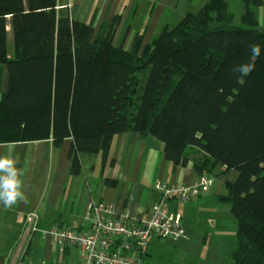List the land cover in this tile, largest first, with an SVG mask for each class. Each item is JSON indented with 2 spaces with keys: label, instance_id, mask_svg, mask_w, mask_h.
Masks as SVG:
<instances>
[{
  "label": "trees",
  "instance_id": "obj_1",
  "mask_svg": "<svg viewBox=\"0 0 264 264\" xmlns=\"http://www.w3.org/2000/svg\"><path fill=\"white\" fill-rule=\"evenodd\" d=\"M240 1V25L226 0H209L160 29L138 56L142 34L127 52L113 45L119 15L94 38L91 27L56 9L57 0H0V63L8 73L0 144L50 139L59 147L70 138L72 174L84 154L113 165L111 141L128 130L158 139L173 170L195 147L205 154L193 164L198 176L216 166L237 173L216 197L236 221L234 264H264V29L252 10L264 0ZM251 44L260 45L259 57ZM246 63L255 64L248 76L232 71Z\"/></svg>",
  "mask_w": 264,
  "mask_h": 264
},
{
  "label": "crops",
  "instance_id": "obj_2",
  "mask_svg": "<svg viewBox=\"0 0 264 264\" xmlns=\"http://www.w3.org/2000/svg\"><path fill=\"white\" fill-rule=\"evenodd\" d=\"M191 0H57L56 9L67 11L72 20L79 21L93 29L96 38L103 26L119 15V23L113 39L115 47L122 46L124 51L131 49L137 34H142L138 51L141 54L163 27H173L187 12L186 5ZM227 2V1H226ZM228 6V3H227ZM173 8H181L182 15L172 26L168 17ZM6 49L8 58L14 57V39L10 18L6 24ZM8 73L5 64L0 63V99L7 88ZM13 157L19 156L17 167L22 170V191L25 199L18 200L11 207L0 204V264H17L24 259L30 264H76L80 261L78 249L60 253L53 242L42 239L38 233L26 229L25 219L30 212L38 213V226L42 229L56 227H77L84 221L87 204L90 200H103L113 203L120 211L140 214L155 202L159 193L156 183L172 185H191L198 174L193 164L205 159V154L195 147H187V164L172 169V163L164 158L163 144L153 136L140 138L128 130L115 135L111 141L110 158L113 165L100 164L98 154L80 155V171L72 174L68 151L72 144L65 139L55 147L50 139L41 141L14 142ZM9 143L0 144V155L9 154ZM91 157H96L91 160ZM99 160V161H98ZM211 182L206 193L190 200L192 207L202 203L217 214V205L229 206L218 202L217 196L225 195L226 182L237 178L234 171L224 172L216 166L210 175ZM109 180L110 183H106ZM168 199L164 205L179 213L186 233L189 231V212L178 209L177 202ZM219 206V207H221ZM230 213V206H229ZM231 214V213H230ZM157 238V237H156ZM152 239V238H151ZM188 235L183 244L187 246ZM159 242L158 239H154ZM150 243V242H149ZM148 245L145 263L149 264L152 247ZM149 259V260H148ZM148 261V262H147Z\"/></svg>",
  "mask_w": 264,
  "mask_h": 264
},
{
  "label": "built area",
  "instance_id": "obj_3",
  "mask_svg": "<svg viewBox=\"0 0 264 264\" xmlns=\"http://www.w3.org/2000/svg\"><path fill=\"white\" fill-rule=\"evenodd\" d=\"M210 182L206 174L198 176L191 185L158 182V199L146 211L135 215L118 210L113 203L90 200L84 221L77 227L42 229L37 223L38 213L33 211L26 216V229L53 242L60 253L78 249L80 261L76 264H146L145 251L151 238L177 241L187 236L180 214L164 202L197 199L208 191ZM17 264L30 263L20 259Z\"/></svg>",
  "mask_w": 264,
  "mask_h": 264
},
{
  "label": "rangeland",
  "instance_id": "obj_4",
  "mask_svg": "<svg viewBox=\"0 0 264 264\" xmlns=\"http://www.w3.org/2000/svg\"><path fill=\"white\" fill-rule=\"evenodd\" d=\"M208 1L191 0L185 9H188L187 12L196 13ZM226 1L229 12L234 16V24L240 25L241 1ZM252 10L258 20V28L264 29V8L255 7ZM179 11H182L181 8H173L172 13L168 16L171 17L169 19L170 26L176 23L177 17H181L182 14ZM94 158L96 157H91V160ZM175 202H177L179 210L190 214L187 246L183 244L185 238L172 241L153 237L149 243L154 249L152 256L149 257L151 259L149 264H234L231 253L237 245L236 221L229 213V206L217 205L218 211L217 214H214L213 211H209L207 203H202L199 208H191L194 205L190 202L177 200ZM154 239H158L159 242H155Z\"/></svg>",
  "mask_w": 264,
  "mask_h": 264
},
{
  "label": "clouds",
  "instance_id": "obj_5",
  "mask_svg": "<svg viewBox=\"0 0 264 264\" xmlns=\"http://www.w3.org/2000/svg\"><path fill=\"white\" fill-rule=\"evenodd\" d=\"M250 50L254 58L261 54L259 44H251ZM254 70V63L240 64L232 69L234 73L242 74L241 78L248 76ZM8 148V155H0V204H3L4 207H11L18 200L25 199L24 192L21 190L23 181L20 178L23 172L17 167L20 162L19 156L13 157L11 155L15 149V144L10 142Z\"/></svg>",
  "mask_w": 264,
  "mask_h": 264
}]
</instances>
